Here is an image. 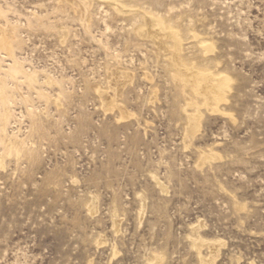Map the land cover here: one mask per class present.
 Instances as JSON below:
<instances>
[{"label":"rangeland","instance_id":"374dc122","mask_svg":"<svg viewBox=\"0 0 264 264\" xmlns=\"http://www.w3.org/2000/svg\"><path fill=\"white\" fill-rule=\"evenodd\" d=\"M90 1L85 33L77 3L0 0L37 80L13 92L8 133L29 132L24 105L38 115L29 155L0 170V264H264V0H118L125 15ZM142 13L180 31L184 77L207 66L201 91L230 79L225 102L202 107L174 84V47L138 35ZM189 99L201 123L188 139Z\"/></svg>","mask_w":264,"mask_h":264},{"label":"bare ground","instance_id":"6f19581e","mask_svg":"<svg viewBox=\"0 0 264 264\" xmlns=\"http://www.w3.org/2000/svg\"><path fill=\"white\" fill-rule=\"evenodd\" d=\"M59 5L65 3L72 5L70 3H77L79 6L85 7V17L83 19V29L85 33H89L90 27H91V17H90V0H58ZM110 6L114 9L116 13L124 14L127 13V10H124L120 7L118 0H111L109 2ZM58 5V4H56ZM7 6V5H6ZM67 7V5H64ZM63 6V7H64ZM8 7V6H7ZM60 7V6H59ZM62 7V6H61ZM6 8V7H5ZM3 8H0V22L2 21V24H0V52L6 55H8L11 60L12 64L8 66V68L5 71H2L0 69V142L3 146L2 153L0 154V170H3L6 165L7 160H13L15 163H18L20 160H23L26 155H29L31 149L27 148L26 146V139L33 135L35 132V126L38 120L36 117L37 114L34 113L32 109H29V105H24L26 117L29 121L30 129L29 132L24 136L20 137L17 134H9L8 133V126L10 123V119L12 117V111L10 108V104L13 103V92L15 90L19 89L20 85H25L28 90H34L35 84L37 83L36 77L32 73H27L24 71L23 66L18 63L14 58V48L16 47L18 41V35H17V28L15 26H12L9 24L5 19V14L2 11ZM63 9V8H59ZM141 18L144 20V27L143 30H139V36L140 33H143L145 35V39L149 43L152 44V46H156L160 41L165 42L163 44H166L168 48L167 41H165L163 38L161 40L160 37H168L169 42L172 43L174 47V53H170L168 56V60L170 63L169 73L172 76L173 82L176 86L181 87L183 92L188 91V93L196 97L197 99L201 100V106L204 107L205 105H208V97L210 96L214 101L218 102H225L228 97L229 92V82L230 79L227 76H221L215 85H211L210 87H207L206 90L201 91V79H206L208 82H211L213 79V74L208 71V69L203 66L198 71L200 75L196 77L194 80H189L188 78L184 77L181 68L186 66L182 58L180 57L181 52V44H182V38L181 33L177 28L172 27L171 25L166 24L161 18L151 15L150 13H142ZM2 25V26H1ZM140 27V26H139ZM138 27V28H139ZM154 29V31H149L148 29ZM132 31V30H131ZM130 31V32H131ZM158 33V34H157ZM137 35V36H138ZM159 37H158V36ZM195 37V35H193ZM160 40L159 42L156 41ZM161 43V44H162ZM160 45V44H159ZM164 46V45H163ZM165 46V47H166ZM158 47L157 49H159ZM166 48V49H167ZM213 46L211 44L204 46L202 48V51L204 54L212 53ZM160 51V50H159ZM161 52H163L161 50ZM167 52V50L165 51ZM193 68V65H191L190 69ZM199 68V67H198ZM127 81L122 82V85L125 83L131 84L132 83V76L128 75ZM146 78L150 80V76L147 74ZM9 83H11L12 86H10ZM121 82H118L117 80L112 85V92L113 97H116V94L118 89L120 88ZM211 84V83H210ZM46 85H53V81L51 79H47ZM212 91V93L215 94H209ZM208 92V93H207ZM99 100H100V107L102 112L105 114L106 112H109L111 110V103L113 104L114 98H107V93L102 91L99 92ZM37 95L41 98H47L45 94L42 92L37 93ZM27 98H24L23 101L27 102ZM59 103V102H58ZM59 105V104H57ZM189 107L194 108L193 112L186 116L188 120V139L191 138L196 132L199 131L200 123H201V112L200 108L197 106L198 104L195 101H192L189 99L188 104ZM120 110V109H119ZM191 110V109H190ZM123 114V113H122ZM124 116V115H123ZM122 116V117H123ZM129 116V115H128ZM127 116V117H128ZM124 118V117H123ZM155 182V185L159 188L161 193H167L165 186H163L162 183L159 182V179L157 177L152 178ZM166 195V194H165ZM97 210V198L92 197L90 199V205H89V213H94ZM139 219L141 220L143 214H144V206L141 204L139 209ZM212 251V250H211ZM210 259V258H209ZM212 259V258H211ZM205 260V259H204ZM209 261V260H208ZM207 261V262H208Z\"/></svg>","mask_w":264,"mask_h":264}]
</instances>
